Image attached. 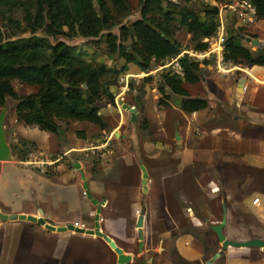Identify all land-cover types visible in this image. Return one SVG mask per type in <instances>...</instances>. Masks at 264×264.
I'll list each match as a JSON object with an SVG mask.
<instances>
[{
	"label": "rangeland",
	"instance_id": "374dc122",
	"mask_svg": "<svg viewBox=\"0 0 264 264\" xmlns=\"http://www.w3.org/2000/svg\"><path fill=\"white\" fill-rule=\"evenodd\" d=\"M173 1L183 3L186 0ZM130 2L132 16L126 24L141 19L140 0ZM204 4L218 5L215 0H191V6L200 8ZM219 7L220 31L207 53L214 64L208 70L203 68L202 79L205 76L208 82L196 86L190 95L204 98L207 91L211 100L215 97L226 100L224 90L230 87L228 97L232 102L228 108L244 124L240 127L238 122L237 129L224 117L230 116L229 113L218 107L211 109V117L220 116L221 126L232 125L237 131L246 129V123L255 133L254 126H257L258 153L264 160V87L252 86L250 98L242 101L237 93L238 82L242 79L239 73L231 74L233 78L227 81L226 70L219 69L217 64V58L223 57V44L231 30L242 28L245 38L251 40H243V45L256 54L263 50L264 21L256 19L252 8L240 0L234 1L232 6ZM16 17L21 20L22 15L19 13ZM0 27H4L1 21ZM14 33L15 41L31 38L29 32ZM113 33L118 35L119 28ZM58 40L82 50L85 60L94 66L119 69L124 66L123 61L108 53L103 40L64 36ZM176 40L183 45L182 53L198 59L195 55L199 54L193 51L185 30L177 34ZM168 64L169 61L155 64L150 72L129 66L128 74H136L137 79H130L128 74L119 77L113 89L115 105L107 100L99 103L100 113L110 127L105 131L91 123L70 122L60 123L58 136L44 133L18 122L17 102L8 99L5 125L14 163L22 169L18 180L33 187L31 191L28 186L25 189L30 198L24 207L29 211H36L37 207L46 209L48 222L55 221L59 227L76 222L75 227L94 230L95 235L71 231L52 234L38 229V224L5 223L0 219V224H4L0 229V264H120L118 255L106 244L107 238L122 249L126 257L132 258L129 264H208L222 249L211 226L221 223L225 199L228 202L227 238L232 241L264 239V166L248 157L255 151L251 145L253 138L244 137L238 131L242 139L235 140V144L229 141L226 133L220 134L217 141L211 137L202 138L195 129L191 134L194 143L189 144L195 155H184L173 130L174 123L180 120L176 110L180 99L173 97L169 107L159 104L160 75L169 70ZM145 78H152V82H143ZM219 79L223 82L218 86ZM128 83H133L134 89L128 86L124 92L123 87ZM13 86L19 97L37 92L36 88L18 81ZM207 97L206 101L210 102ZM133 110L136 121L132 120ZM2 111L0 108V113ZM254 116L258 119L252 123ZM239 140L242 142L238 143ZM204 146L216 150L215 156L202 155ZM240 149L243 156L239 154ZM77 164L80 165L78 169ZM143 168L149 175L146 187L143 186ZM82 173L97 205L87 197ZM58 195L63 201L60 208L53 203ZM257 199L262 202L258 208L253 206ZM40 201L42 204L37 206ZM142 212H145V223L139 230L136 227ZM141 231L144 248L140 254ZM229 256L255 264L252 260L264 258V252L233 249Z\"/></svg>",
	"mask_w": 264,
	"mask_h": 264
},
{
	"label": "trees",
	"instance_id": "16d2710c",
	"mask_svg": "<svg viewBox=\"0 0 264 264\" xmlns=\"http://www.w3.org/2000/svg\"><path fill=\"white\" fill-rule=\"evenodd\" d=\"M215 1L218 6L204 4L199 8L191 6V0H140L141 19L126 24L132 16L130 0H0V21L6 30L0 27V108L13 99L17 102L18 122L51 135H60V123L70 122L91 123L109 130L99 103L107 100L115 105L113 89L117 79L128 74L130 65L150 72L155 64L176 59L183 51L176 40L182 30L187 32L195 53L210 52L211 41L220 28L219 6H232L236 0ZM240 1L248 3L256 18L264 21V0ZM19 13L21 20L16 17ZM117 28L118 35L113 33ZM242 31L240 28L227 33L223 64L264 67V48L256 54L245 47ZM14 32H29L31 38L15 41ZM61 36L103 40L108 53L123 61L124 66H94L85 60L82 50L59 41ZM179 63L183 77L171 70L160 75L159 104L169 107L176 97L182 100L184 113L206 110L208 102L193 98L185 84H199L203 68L213 62L186 54ZM17 81L37 92L19 97L13 86ZM143 82L150 83L152 78ZM129 87L134 89L133 83Z\"/></svg>",
	"mask_w": 264,
	"mask_h": 264
},
{
	"label": "crops",
	"instance_id": "0c3cea01",
	"mask_svg": "<svg viewBox=\"0 0 264 264\" xmlns=\"http://www.w3.org/2000/svg\"><path fill=\"white\" fill-rule=\"evenodd\" d=\"M242 2H244V1H242ZM244 3H246V2H244ZM246 4L249 5L248 3H246ZM216 6H218V5H216ZM252 13H253L254 17L256 18V14H255V11L253 10V8H252ZM220 14H221V12H220ZM219 18H220V15H219ZM219 18H218V22H219V24H221ZM240 20L245 23V21H243L242 19H240ZM199 58H200V61H204V60L210 61L209 60L210 59L209 54H201V55H199ZM217 59H218L217 64L219 66V69L221 67H223L226 70L225 75L228 76L227 81L231 80V78H233V76H231V74H233L235 72L239 73V75L241 76L242 79H240V81L238 82L237 93H238V98L241 99L242 101L250 98L248 96V94H250L252 92V90H251L252 86H254V88L256 86L264 87V79L259 77V75L264 77V67H258V66L252 67V66H248V65L241 66V67H233L232 65H224L222 62L223 61L222 56L218 57ZM213 64L214 63H212L211 65H208L207 67H204V69L212 67ZM212 70H214V69L211 68V71ZM238 71H240V72H238ZM129 75L131 76L130 79H137L135 76L136 74L129 73L128 76ZM127 81H128V79H127ZM207 82H208V80L204 76L202 81L199 84H196V85L185 84V88L190 93V91H193L196 86H199L201 84L205 85ZM222 82L223 81L219 79L217 81V85L219 86V84H222ZM257 82L260 83V85ZM128 86H130L129 83H128V85L127 84L124 85V87H123L124 92L127 91L126 89ZM231 90L232 89L230 87L228 89L224 90L225 95L227 94L226 100H223L222 98L216 99V97L214 100H211L210 98L207 97V95H209V94L207 93V91H205L204 98H202V97H198V98H202V99L206 100L205 97H207V100L208 99L210 100V102H208V104L210 106L206 110L200 111V112L194 113V114H187L181 110L182 100L180 99L179 106L176 107V110L180 114V118H179L180 120H178L177 123H174L173 130L176 131L175 139L178 142V146L183 148L184 155H188V156L189 155H195V151L194 152L191 151V149L189 147L190 142L192 144L194 143L195 139L194 138L192 139L191 134H194L195 129L197 130L198 133L202 134V138L211 137L212 139L218 141L219 135L222 133H226L229 135L230 138L229 137L228 138H229V141H231V143H235V140H237V139H242L241 135L237 134V132L239 130L237 131L236 129H234L232 125L231 126H229V125H222L221 126L220 125L219 121H222V120H219L220 116L215 115V116L211 117V115H212L211 109L214 107H218L220 109V111H223L225 113H229L230 116H224V117L229 118L230 124L236 125V127L238 129V125H239L238 122H239L240 127H242L241 125L244 124V121L234 117L235 112H233V110H229V108H228L230 105L229 102L230 103L232 102L228 97L229 94H231ZM124 94H127V92ZM155 98L158 99V97H155ZM257 117L258 116L253 117L254 119H253L252 123H254V121H256L258 119ZM250 125L253 126L252 124H250ZM245 126H246V129L243 128V130H241L239 132H241V134H243L242 136H244V137L248 135L249 136L248 138H250V139L253 138L254 142L251 141L252 142L251 145H253L254 146L253 148L255 149L254 152L251 151L249 153L250 155L248 157L255 159V162L257 164L264 166V160L260 157V155L258 153L260 139H259L258 134H257V126H254V128L256 129L255 133H253L251 131V128H249V129L247 128L246 123H245ZM234 134L237 136H234ZM241 142L242 141H240V140L238 141V143H241ZM204 143H206V142H204ZM215 151L216 150H210L209 147L207 148L206 146H204V148L202 149V155L206 154V156H207L210 153L212 155V157H214L215 154H213V153ZM239 154H241L243 156V150L240 149ZM248 157H246V158H248ZM20 171H22V169L19 168L17 166V164L14 163V161L11 163H4L1 166L0 214L25 215V216H33V217L39 218L40 217L39 216V210H42V209H39L37 207L36 211H33V210L29 211L24 207V203L27 201V199L30 198V196L27 194L25 189L28 186L27 189H30V191H31L33 189V187L31 186V188H30V186L27 183H26L27 186L24 185L25 183H20V181L18 180V178L20 176ZM53 203H54V205H56L59 208L63 205V201L59 195L55 197V199L53 200ZM41 204H42V201L37 202V206H40ZM227 204H228V202H227ZM43 212L45 214V219L47 220V216H49V211L44 209ZM4 222L7 223V222H11V221H4ZM14 222H15V224H17L19 221H14ZM20 222H23V221H20ZM48 223L52 224L53 226L59 227L55 221L48 222ZM72 224H73V226H75L76 222H73ZM3 225L4 224H0V229H2ZM7 225H9V224H6L5 226H7ZM62 227H66V226H62ZM38 229H40L41 231H43V230L48 231L43 226H39ZM48 232H50V231H48ZM51 233L55 234L53 232H51ZM224 233H225V231H224ZM56 234H59V233H56ZM48 239H50V238L48 237ZM232 250L233 249H229L228 251H226L225 254L222 257H220L218 260H216L214 264H219V261H222V260H224L223 264H249V261L245 262V261H240L241 259L230 258L229 253ZM245 250L246 251H256V249H245ZM252 261H253L252 263H255V264H264V258H261L258 260L253 259Z\"/></svg>",
	"mask_w": 264,
	"mask_h": 264
},
{
	"label": "water",
	"instance_id": "95a60500",
	"mask_svg": "<svg viewBox=\"0 0 264 264\" xmlns=\"http://www.w3.org/2000/svg\"><path fill=\"white\" fill-rule=\"evenodd\" d=\"M242 40H245L247 42H251L250 39H246L244 36L242 37ZM132 120L136 121V115L135 111H132ZM8 114V107H5L3 111L0 113V174H1V166L4 163H11L14 161L13 151L8 141L7 136V130H6V119ZM76 168H80V165L77 164ZM143 186L146 187L148 184V173L145 168H143ZM82 180L84 181V189L86 190L88 199L94 204L97 205L98 202L94 200L91 192H90V185L87 182V179L85 175L82 173ZM39 218L33 217V216H25V215H5L0 214V219L2 221H26L33 224H38L40 226H43L46 230L53 232V233H67V232H75L77 234L81 235H89L94 236L95 231L94 230H83L80 228H77L73 225H70L68 227H56L52 224H49L47 220L45 219V214L43 210H39ZM145 223V212H142L140 215L138 222H137V229L142 230L144 228ZM228 225V204L227 200H224V203L222 205V221L217 226H211V230L215 233L219 243L222 245V249L211 259V261L208 264H214L216 260H218L220 257H222L226 251L229 249H256L261 250L264 252V239H251L247 241H232L229 240L224 231L226 226ZM96 229L99 230L100 226L97 223ZM106 244L110 247V249L115 252L119 257V263L120 264H129L132 262L131 257H126L124 255V251L118 246L112 242L110 239H105ZM144 248V234H140V245H139V253L141 254Z\"/></svg>",
	"mask_w": 264,
	"mask_h": 264
},
{
	"label": "built area",
	"instance_id": "2783aa9c",
	"mask_svg": "<svg viewBox=\"0 0 264 264\" xmlns=\"http://www.w3.org/2000/svg\"><path fill=\"white\" fill-rule=\"evenodd\" d=\"M220 11H221V7H220ZM219 31H220V29H219ZM185 53H188V52H185ZM185 55L186 54L182 53L176 59H173V60L169 61V64L167 65V67H169V70H171L175 75H177L179 77H183L184 76V72H183V69H182L179 61ZM189 55L191 56L192 54H189ZM199 55H201V54H199ZM199 55H195V56L198 57V59H199ZM261 205H262V202H261L260 199H257L255 201H253V206L254 207L258 208V207H261Z\"/></svg>",
	"mask_w": 264,
	"mask_h": 264
}]
</instances>
